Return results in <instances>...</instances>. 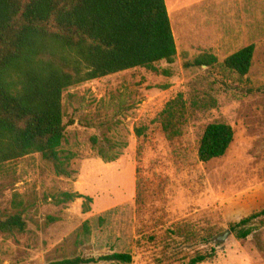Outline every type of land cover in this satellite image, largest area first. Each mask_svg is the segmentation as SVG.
<instances>
[{"label":"rangeland","instance_id":"rangeland-1","mask_svg":"<svg viewBox=\"0 0 264 264\" xmlns=\"http://www.w3.org/2000/svg\"><path fill=\"white\" fill-rule=\"evenodd\" d=\"M164 1L173 64L63 92L60 150L73 155L70 177L56 175L39 154L0 165V221L21 212L26 224L23 233H0V264L112 254L130 255L129 264H188L211 250L215 258L203 264H264V226L245 240L230 230L264 209V0ZM248 46L249 82L183 66L202 54L222 63ZM179 94L206 108L192 110L184 135L169 143L157 118ZM213 123L229 125L234 140L222 158L202 164L198 142ZM136 129H144L139 138ZM60 193L82 199L55 206L51 197ZM83 198L92 200L87 213Z\"/></svg>","mask_w":264,"mask_h":264},{"label":"trees","instance_id":"trees-1","mask_svg":"<svg viewBox=\"0 0 264 264\" xmlns=\"http://www.w3.org/2000/svg\"><path fill=\"white\" fill-rule=\"evenodd\" d=\"M254 47H245L222 63L210 54L185 62L184 68H206L249 82ZM176 46L164 0H0V165L39 154L56 175L70 177L72 154L60 150L66 125L62 94L67 89L134 69L157 72L155 65H171ZM164 74H167L164 72ZM251 93V90H248ZM214 106V100L208 102ZM181 94L166 103L157 118L166 141L183 135L191 112ZM205 105V104H204ZM144 129H136L139 138ZM234 140L224 123L207 125L198 142L196 158L207 164L222 158ZM140 155V152L137 154ZM20 197L15 195V204ZM82 199L73 193L51 197L55 206ZM83 212L90 198H83ZM264 226V209L230 226L245 240ZM21 212L0 221V233H23ZM89 234L83 226L82 237ZM215 258L214 250L196 254L188 264ZM128 254L64 259L51 264H129Z\"/></svg>","mask_w":264,"mask_h":264},{"label":"water","instance_id":"water-1","mask_svg":"<svg viewBox=\"0 0 264 264\" xmlns=\"http://www.w3.org/2000/svg\"><path fill=\"white\" fill-rule=\"evenodd\" d=\"M228 234H229V231H227L222 237H219V238L217 239V241H218V242H223V241H225V239H226V237H227Z\"/></svg>","mask_w":264,"mask_h":264}]
</instances>
